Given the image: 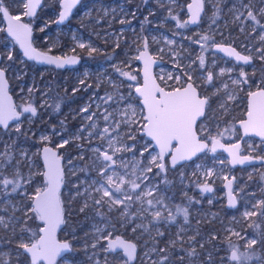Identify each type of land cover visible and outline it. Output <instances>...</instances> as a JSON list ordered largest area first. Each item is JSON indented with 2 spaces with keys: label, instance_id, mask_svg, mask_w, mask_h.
I'll return each instance as SVG.
<instances>
[{
  "label": "snow or ice",
  "instance_id": "6c2138e0",
  "mask_svg": "<svg viewBox=\"0 0 264 264\" xmlns=\"http://www.w3.org/2000/svg\"><path fill=\"white\" fill-rule=\"evenodd\" d=\"M81 2V0H61L59 12V22H64L69 18L74 8ZM159 2V0H158ZM175 2V0H173ZM208 0H192L187 4L189 12L188 20L180 22L177 16L171 15V9L169 15L171 19L177 20V27L185 28L188 24H198L201 18V12L203 11L204 4ZM220 0H216L219 3ZM264 3V0H261ZM41 3V0H29L24 4L26 11L23 16L30 17L37 11V5ZM240 7L247 9V15L243 16V13H239L235 16V21L243 25V20H251L253 22L252 32L259 31V43L260 47H253L251 44L247 45L248 55H242L230 44L225 45L223 40L216 42L211 36H201L199 40H193L188 37L191 43L199 44L202 51H208L210 48L215 49V52L225 53L228 57L234 58L238 64L251 63L255 53L257 58L264 61V24L260 23L257 19V14L250 5L242 3ZM182 10V7H181ZM220 9L217 8V12ZM229 11H239L234 4ZM0 14L8 19L7 35L14 39L16 43L23 49V55L29 60L38 59L43 63L55 64L57 68H63L65 65H75L77 59L75 56L67 59H61L60 57L41 56L36 53V50L27 43V37L31 34V28L28 23L20 22L22 17L20 15L12 16L6 8L0 3ZM90 15V11L85 13ZM134 14V13H133ZM260 16H264V8H261L258 13ZM243 16V20L241 17ZM147 21V17H145ZM16 21V23H13ZM98 22V21H97ZM121 20V23H124ZM215 22V20H213ZM143 27V26H142ZM211 27V26H210ZM43 31V29H41ZM241 32H245V28L241 27ZM110 35V34H108ZM153 40L156 38L153 37ZM249 41L252 39L251 34L246 36ZM168 45L174 43L173 40L165 38ZM202 41V42H201ZM79 48L84 49L85 43H79ZM119 47V44H117ZM139 55L134 57L137 61L143 62V84L141 85L137 81V75L130 74L128 71L122 70L120 66L114 65V71L119 73L120 76L126 77L128 93L125 95L120 91L124 87L125 81L107 80V83L113 86V91H106L103 96H96L93 93V97H90V102L85 104L80 109L81 113H84L81 118L84 121H90L81 126V128L75 134L76 139L86 140L89 143V147L85 148L83 145L78 144L77 148L81 149L79 160L85 161L83 168H79L74 165L71 160L68 164L71 165L69 171L72 175H76L77 171L86 173V178L81 180L77 178V182L73 184L72 200L83 198V205L79 209L80 212H84L86 209L91 208L95 214L105 221L106 227L111 229L115 225L111 224L108 219V215L111 213H119L117 219L120 221L121 228L131 227L133 234L138 229H143L144 232H151L147 225L143 223V220L148 216L151 220L148 222L154 227L156 235L164 237L165 232L161 231L159 224L163 221L166 225H171L176 222L177 216L182 215L184 218V224L189 223V208L194 203L199 204V200H194L192 197H188L187 193H184V197L188 200V207H181L176 205V211L173 213L170 210L171 197H167L164 192L161 191V185L168 186L171 181L167 178V173L170 170L176 169L178 166L184 167L187 162L193 161L198 157V154L211 152L215 154L217 149H223L228 153L230 158L228 163L231 165H245L259 162L264 167V81H262L259 91H249L248 93V105L246 110L247 119H241L239 121L241 128H243L244 136H257L260 138L259 144L249 143L251 152H255L256 155H251V152L247 155L241 154V144L239 142L222 143L221 138L231 139L230 136H225V132L218 131L216 135H212L209 129L203 124L198 123L202 121L206 115V109L210 107L211 97L204 96L198 91L200 84L197 82L200 79H204V73L206 72V84L212 86L214 80L221 79L224 75L229 74L231 79V73L233 68L221 67L218 73H214L213 70L207 68L205 64V58L201 55L199 57L198 69L193 67L195 61H191L187 65L181 63V57L178 53H173L174 64L173 67H179L181 72L187 76V83L183 81L182 75L174 72L164 73L161 69L160 80H174L177 83V87L166 90L161 84L157 83L156 77L153 75V65L157 63L148 55L147 51V39H145L144 50L137 49ZM98 52V49L92 46H88L89 56L92 53ZM163 52V49H161ZM8 59H12V53L9 51ZM111 59V57H109ZM126 63V62H124ZM212 64L215 65L216 61L213 59ZM199 71L200 75L196 73ZM87 75V72L85 73ZM224 88V95L227 96V100L221 99L219 108L224 112H227V101L233 100L234 96L231 91L228 90L226 82L221 81ZM85 81L80 80V84L83 85ZM233 85L248 84L249 80L247 73L243 67L240 68L239 77L231 79ZM5 71L0 69V91L4 90ZM90 87V85L88 86ZM99 88V84L97 85ZM80 89H73V92H77ZM220 89H216L213 95L220 94ZM32 89H29V93ZM8 97L6 93L0 96V143H3V149H0V197L7 198L12 194H18L22 197L21 200L13 203L10 199H4L0 202V212H7V206H11L12 212L5 218L0 216V229H11V237L15 238L17 235V225H19V240L17 243V249H23V252L17 251V257L22 255H30V264H58L57 258L63 259L64 264H73V261L67 259L62 254L72 251V246L68 242H58L56 239V230L61 225L66 223L65 219V207L62 203L61 187L65 185L66 177L64 169L61 167V156L54 151L51 147L45 146L43 148L44 153V171L33 172L34 167L30 158L27 157L26 152H21V160L16 161L15 165H12L14 159L12 155V149L15 144V140L11 143L3 141L4 134H8L11 139V129L9 121L15 122V132L17 136L21 133L20 117L23 113H31L34 117L37 114V109L31 104L23 108V112H19L15 107L8 104ZM95 103L96 109L101 110L99 113L91 111L92 104ZM115 105V107H112ZM59 104L56 105L58 110ZM102 117L104 126L100 128L99 120ZM31 120V117H28ZM63 124V122H61ZM219 127V125H217ZM56 133L55 129L53 130ZM230 131H235L234 128ZM86 133V135H85ZM206 133V135H205ZM139 134V135H138ZM147 137L148 139H144ZM220 137V138H218ZM244 137H240L243 140ZM42 140H48V136H43ZM94 140L99 142L92 144ZM70 143L69 139H61V143L57 145V148H64L65 145ZM158 149V151H157ZM86 153H91L87 156ZM124 153H130V157L123 155ZM139 153V159L137 158ZM147 154V157H145ZM170 156L169 163L166 162L165 157ZM147 160L144 163V160ZM23 160L28 161L29 172L27 177L21 172V162ZM221 164L225 162L220 161ZM11 168V177L6 175L5 170ZM156 169L153 173V169ZM196 170H202L201 164L195 165ZM95 172V176L88 178V174ZM152 174V175H150ZM204 177H213L215 175L213 169L209 168L206 171H201ZM37 175H43L44 182L42 185H37L34 192H29L28 189L32 187V184ZM193 175H197L194 171ZM161 177L159 183H153L155 177ZM264 179V176L261 177ZM181 183L185 179L183 171L180 172ZM225 187L228 189V206L235 208L237 204V196L234 195L233 182L236 179H228ZM195 183V186L200 189L201 194L212 193L213 188L207 179L203 182L197 177V180L190 181ZM22 191H18L21 190ZM81 189H83L81 191ZM243 192V189L239 190ZM254 195V194H252ZM30 202V203H29ZM212 199L208 200L211 204ZM136 206L135 211H131L133 206ZM107 208V212L101 211V209ZM20 211L22 216H16L15 213ZM167 212L165 216L164 213ZM257 212L259 216L264 218V199H259L252 205L251 209L246 208L243 212L244 218L256 217ZM215 215V214H213ZM33 220H39L43 226L39 227V231L36 232L29 226V222ZM136 220H140V223H136ZM199 223V221H197ZM253 227L259 229V224L253 223ZM97 239L92 244L93 248H97L100 240H107L106 247L103 251L106 254H114L113 258L120 260V253L117 249L122 250L123 256L126 259L123 260V264H132L135 259L136 244L130 243L116 236L115 239H111L113 233L108 231L107 235H100L105 231L104 228L96 227ZM186 229L181 226L179 231L175 234V239H170L165 243L164 247L157 248L154 246L149 253H156L159 259L154 260L153 264H173L172 254L176 248L178 241H182L183 237L181 233H184ZM231 231V229H226ZM27 234V235H26ZM234 235L240 236L239 232H233ZM200 235L197 230L196 235L188 237V244L190 248L181 247L186 255L178 257V264H184L185 258L189 260V264H193L192 258L199 257L200 252L197 251L195 245L199 243L201 250L205 249L203 242L196 241V236ZM38 236V239H37ZM218 237L216 234H211L210 239L216 240ZM264 241V232H257L256 236L247 240V247L257 245L259 242ZM3 238L0 237V243H3ZM9 243L12 242L10 238ZM229 247L233 250L230 257H220V264H225V261H248L255 259L259 264H264V257L256 254L255 249L251 253H238L234 246L229 241ZM219 251V249H216ZM98 253H93L97 255ZM0 255H3L0 253ZM207 260L203 264H214V258L211 252L207 254ZM0 264H8L7 261L0 262ZM96 264H100L96 261ZM105 264H109L107 255L105 256Z\"/></svg>",
  "mask_w": 264,
  "mask_h": 264
},
{
  "label": "flooded vegetation",
  "instance_id": "af4514ba",
  "mask_svg": "<svg viewBox=\"0 0 264 264\" xmlns=\"http://www.w3.org/2000/svg\"><path fill=\"white\" fill-rule=\"evenodd\" d=\"M116 1L118 0H81V2L74 8L73 12L70 14L66 23L62 25H58L57 23L59 20V12L62 10L60 7L61 0H43L39 11L34 17L32 18L26 16L22 17L21 20L24 23H28L29 27L31 28L32 43H33L34 40L33 29L35 25V20H37L38 14L41 11L46 10L44 14L45 15L44 18L47 21L46 23L44 22L45 24L44 23L41 24L44 25V31H43L44 42L40 41L39 43H36L38 47L36 48L39 51L47 55H50L51 57H60L61 59H67L75 56L77 59V63L72 67L61 68V69L52 66H47V67L36 66L32 63L33 66L31 67V69H29V83H24L21 81V77L23 76L22 73H21V77L19 78V83L20 82L23 83V87H24L22 91H24V89H26L28 85H30L31 75L35 76L34 69H36V67L42 68L41 72H44V74L46 75V83L45 85L44 83H42L43 86L37 89L33 88L34 85L36 84L35 83L36 81L33 84H31L30 88L34 89V92L30 95L29 102H23V103H21L20 101V96L23 94L16 93L18 89L17 83H15L7 74V78L9 82V93L13 98V102L15 104L17 111L23 112V108L28 106V104H31L33 107L37 109L36 116H38L39 106L32 103L31 98H35L36 96L42 98L41 95L39 94L37 95L36 93L39 91V89L41 93L44 91L45 98L47 99L46 102H47L48 113L52 115H60L64 119L66 118L65 117L66 115L70 116L69 120L66 119V122H63V124L61 123L62 121L60 123L56 121L55 123H50L49 129L53 134H54L53 130L55 129L56 133L61 132L63 133L62 136L64 138H68L70 131H73V129H75V127H77L78 125L77 123L78 118L76 117L77 115H75V113H77V108L82 106L87 99L93 97V93H95L96 95L103 94L105 92V88H101V85L104 86L109 85V83H107V80L109 79L114 81L124 80L125 82H128L126 80V77H122L119 75V73L114 71L113 66L114 65L120 66L122 70L128 71L130 73L133 64L139 65V63L137 62V60L134 59V57L136 55H139V52L137 51L138 48L140 51L144 49L145 39H147V50L149 54L154 60L160 62L161 64L159 68L165 66V62L162 59V53H160L159 51L160 42L158 41V33L160 32L163 33L168 31V29L163 24V20H165V16L166 17L170 16L169 15L170 9L174 10L175 6L173 2L171 0H159V2L158 0H134L133 2L132 0L131 1L122 0L126 3V6L124 7L127 8L126 10H128L125 12L124 10L123 11L118 10L120 4L118 5L116 3H112ZM179 1L182 3L181 6L182 10L181 7H179L177 14L180 13L182 16H184V19L186 21L188 20L187 4L190 3L191 0H179ZM8 2L10 1L8 0ZM46 2L47 4H45ZM50 2L54 3V7H50L48 9L49 7L48 3ZM0 3H2L4 7V1L0 0ZM14 3L15 2H13L12 4V8ZM219 3H216V0H208V2H206L203 6V11L198 25L194 28H190L187 25L190 30H195L198 33L196 37H201L206 35V31H205L206 28L204 23H205V19L209 18L208 22L211 23V27L214 28L215 31H220L221 34L220 37H222L223 42L226 46L230 44L242 55L249 54L246 47L249 44H251L253 47H260L261 45L258 39L259 31L253 33L252 32L253 22L251 20H243V16L247 15V9L240 7L241 0H220ZM242 3L245 5H250L254 11V14H257V19L260 20V23L264 24V16H260L258 14L259 10L261 8H264V3H262L261 0H242ZM234 4L239 9L238 12L229 11V9L233 8ZM135 6L138 9L137 10L138 14H136L134 11ZM89 7H91L92 9L91 14L89 16L82 15V12H84ZM149 7L152 8L151 12H149ZM16 8L17 6L13 9ZM217 8L220 9L219 12H217ZM8 12L12 14L9 10ZM239 13H243V16L241 17V19L243 20V25H241L239 22L234 21L235 16L238 15ZM12 15L16 16L15 13ZM145 17H147V21L145 20ZM121 20H124L125 22L121 23ZM169 20L170 21L172 20L171 16ZM213 20H215V22H213ZM0 21H1L0 22V56H1L0 66L2 68V64L4 63V59L6 58V57L5 58L2 57V53L6 55L7 54L6 52H8V47H10L9 50H11L12 47V54H13L14 51L13 47L14 46L16 47V45L5 34V26L1 14H0ZM219 26L220 28L217 29ZM242 26L245 28V32H241ZM248 34H251L252 37L250 41L246 39V36ZM3 36H6L8 39L3 40ZM153 37H155L156 39L153 40L152 39ZM212 37L215 41L218 42L219 40L218 35H214ZM81 42L85 43L86 45L84 49H81L78 46L79 43ZM179 42H181L180 46H183L189 44L190 41L179 40ZM6 43H9L10 46H5ZM117 44H119V47H117ZM88 46L97 48L98 52L92 53V55L89 56ZM210 50L213 53L217 54L215 52V49L210 48ZM169 55L171 62H174L173 54L169 53ZM252 56L253 59L249 64L245 65L242 63L238 64L235 62L239 68L243 67L244 71L247 73L249 83L237 84V86H235L231 82H229L230 90H234L232 92L236 91L240 98V102L238 106L239 114L241 116L240 120L244 119L246 115L249 91H253V92L259 91L260 90L259 86L261 85L262 81H264V61L258 60L255 53H252ZM109 57H111V59H109ZM226 60L231 61L227 58ZM21 61L27 62L22 59ZM15 67L16 66H14V68ZM16 68L20 70V68L22 67L20 68L16 67ZM86 72L89 75H85ZM139 75H140V68H139ZM59 76L61 77L59 79H56ZM227 76H228L227 81H230L231 79L229 78V74H227ZM155 77L159 83L161 81L160 74H157ZM35 79L36 77H34V80ZM81 79L85 81L83 85L84 87L82 86V88L84 89L83 91H81V84H79ZM166 82L168 85L177 84L174 80H168ZM197 82L199 83V81ZM98 84H99V88L97 87ZM89 85L90 87H88ZM77 88L80 90L74 93L73 89H77ZM198 91L200 93L202 92L201 87H199ZM205 95L207 96L206 93ZM57 104L60 105L58 110L56 109ZM27 116L31 117L32 120L36 118V116L32 117L31 113H23L21 115L20 121L23 122L27 118ZM236 123H235L236 136H234V140L232 139V136L229 134L227 136H230L231 139L221 138V141L223 143L225 144L233 143V142H237L240 139V132L236 128ZM32 124H34V121ZM13 125H15V123L10 125L11 130ZM100 125H102L101 121H99V126ZM25 130L26 129L24 128V132ZM14 132L11 135L15 136V138H18V140H20V137L17 136L16 132L14 134ZM4 138H7L9 140L8 143H11L8 134L3 135L2 137L3 141ZM247 139H251V141L256 144H259L260 142L254 138L244 139L241 144V149H242L241 154L243 155H247V153L244 152V149L247 145L246 144ZM55 142L56 140L53 139L50 145L48 144L45 146H49L55 149L57 153L61 156L62 168L64 169L65 177H66L65 185H62L61 188V192H62L61 197L63 198L64 200L63 202L65 203L63 205L66 210L65 211L66 223L62 225L61 231L58 234V240L61 242H68L72 246V251L66 252L63 256H65L67 259L72 260L73 264H96V261H99L101 264V261L98 260L100 258H104L103 264H105V256L107 255L109 264H116V263L123 264L124 257L121 252H119L121 259L118 261L113 258L114 254H106L103 251V248L106 247L107 245V240H100V243L97 248L92 247V244L97 239V234L95 228H93V226L91 225L97 223L98 220L101 221H105V220L99 216L96 217L94 215L95 214L94 211L91 208L86 209L84 212H78L79 208H81V200H83V198L77 199L75 201H68L69 196L65 192L67 190L71 191L73 189L72 183L74 181H77V178L81 180L85 179L86 173L81 172L73 176L72 179H69L66 172V166H68V161L71 160L70 158L75 153V150L71 148V143H69L68 145H65L63 151L60 152L59 148H56L53 145L55 144ZM3 146H4L3 143H0V149H3ZM14 147H16V145H14L13 148ZM208 153L210 154V152H206L204 154H208ZM251 155L255 156L256 154L253 153ZM13 157L15 158V152L13 153ZM39 159H40V152H39ZM81 165L84 167L85 164L81 163ZM260 166L261 165L257 167ZM246 168H250V167H246ZM243 169L244 168H235L233 170H235V172H239V171H243ZM174 170H170L169 172H173ZM94 176L95 174L92 172L88 174L89 179H91V177ZM236 180L238 179L236 178L235 181ZM235 181L233 182L234 185L233 190L234 187L237 186ZM222 189H223V185H222ZM235 195L237 196V201H238L237 209L238 208L240 209L242 205L240 194L237 193ZM223 196H224V190H223ZM198 206H200V204H198ZM68 208L70 211H72L71 213L74 214L75 217H69ZM205 209L211 210V206L210 207L206 206ZM74 210H77V212L74 213L73 212ZM110 216H112V218H110ZM114 216L115 214L111 213L108 215V219L111 221V224L115 225V227L111 229L109 228L105 229V231L100 235L106 236L108 231L111 230L113 233L111 239H115L116 236H121L122 239L130 243L136 244L137 247H136L135 259L132 262V264H150L151 257L152 259L154 258L153 260L159 259V257L154 252H151L147 256L145 255V253H149L154 246V241L152 237L155 238L156 241L155 246L157 248L164 247L165 243L169 240L168 237L166 236L167 234L166 230L172 228L166 229L163 227V223H160L159 227L161 231L165 232L164 237L161 238L158 235H156L154 231V227L153 226L150 227V224L148 223L150 221V217L148 216L146 219L143 220V223L148 226L151 235H149L148 232H144L143 229L137 230V232L133 234L131 227L121 228L120 221L115 220ZM210 222L211 220L208 221V224L206 225L207 236L208 234H210L211 236ZM136 223H138V220H136ZM188 225L194 228V230H196L197 227L198 231H201L202 221L200 219V215H199V223L194 224V222L191 223L189 222ZM63 232L65 234H63ZM5 233L6 230L0 229V237H2L4 241L3 243H0V253L3 254L0 255V262L5 261V259L7 258V260H9L8 264H30V259L28 258V256L25 255L24 258L26 259L23 260V262L21 261L22 256L17 257V251H20V249L19 250L17 249V244H14V242L11 243L8 242L10 238L6 239L4 237ZM200 240L202 239L199 236V238L196 239V241L199 242ZM6 243H7V249H5ZM11 244H13V247ZM84 246L86 247L85 249L83 248ZM8 247L10 249H8ZM208 247L210 248V246ZM178 249L179 247H176L174 249L176 253L178 252ZM6 252H8L7 255L8 257L5 258L4 255ZM93 253H98V254L93 255ZM58 264H64L63 259L59 258Z\"/></svg>",
  "mask_w": 264,
  "mask_h": 264
},
{
  "label": "rangeland",
  "instance_id": "374dc122",
  "mask_svg": "<svg viewBox=\"0 0 264 264\" xmlns=\"http://www.w3.org/2000/svg\"><path fill=\"white\" fill-rule=\"evenodd\" d=\"M132 1H134V0H132ZM171 1L173 2V0H171ZM20 3L24 4V0H20ZM112 3H116L118 5L120 4V7H118V10H121V11L124 10L125 12L128 11V10H126L127 8L124 7V4H125L124 1L118 0V1L112 2ZM221 3H219V4H221ZM173 4H174L175 8H174V10L171 9L172 10L171 14L177 16V19L180 22H184L185 21L184 16H182L180 13L177 14L179 7L182 6V3L179 0H177V1L175 0V2H173ZM16 6H17V4L14 3L13 8H15ZM137 10L138 9L135 6L134 11L136 14H138ZM89 11L91 14V11H92L91 7H89L84 12H82V15L89 16V15L85 14L86 12H89ZM151 11H152V8L149 7V12H151ZM24 12L25 11L22 8V11H17L15 13V15H20L21 17H23ZM169 19H170V16L169 17L165 16V20H163V24L168 29L169 32L166 31L163 33L162 32L158 33V41L160 42L159 51H160V53H162V59L165 62V66H163L162 68H158V70L156 71L157 74L161 73V69L164 70V73L172 72V70L174 68L173 67L174 62L171 63L169 53L171 51L174 52V50L176 53L179 52V50H180L179 48L182 47V46H180L181 42H179V40L190 41L188 39V37H191L193 40H199L200 39V37H196L198 35V33L195 30H190L188 28V26H186L185 28H179V27H177V20L172 19L170 21ZM46 21L47 20H45V23H46ZM208 21H209V18H206L205 23H204L205 28H206L205 29L206 35L211 36V37L214 35H218L219 36L218 42L223 40L222 37H220V35H221L220 31H215L214 28L210 27L211 23ZM234 21H235V19H234ZM219 28H220V26L217 29H219ZM41 29H43V31H44V25L38 26L39 32H41ZM165 38L173 40L174 43L172 45H168L166 43ZM42 42H44V38H43ZM175 44H178V45H175ZM5 46H10V44L6 43ZM8 48H10V47H8ZM187 48L188 49H187L186 58L188 59L189 63L191 61H195V64L193 65V67L198 69L199 57L202 55L205 58V64H206L207 68L213 70L214 73H218L219 69L221 67H224V68H233L234 67L233 73L230 74L231 79H236L239 77L240 68L238 67V65L235 62L227 61L225 57H222L218 54L213 53L210 49L208 51H202L199 44H197V43L189 42V44H187ZM161 49H163V52H161ZM9 51H11V53H12V47H11V50L8 49V52H6L7 54H6V58L4 59V63L2 64V68L4 69L5 72H9L8 75L10 76V78L15 83H17L18 89H17L16 93H18V94L22 93L23 94L20 96L21 103L29 102L30 95L34 92V89L42 87L43 84H41V83L39 85L35 84L33 87L34 89H32V92L29 93L30 85L35 82V80H34L35 76L31 75L30 85H28V87L26 89H24V91H22V89L24 88L23 83H21V82L19 83V78L21 77L22 72H20V70L18 68H16V67L14 68V66L10 63V61L8 59ZM213 59H215V61H216L215 65L212 64ZM257 59L260 60L259 58H257ZM139 68H140L139 65L133 64L131 71H130V74L137 75V81L141 84V79H140V75H139ZM251 69H254V68H251ZM251 69H249V70H251ZM179 74L182 75L183 81L186 85L187 76L184 75L181 72V70L179 71ZM87 75H89V74H87ZM196 75L197 76L200 75L199 71H197ZM206 75H207V73L205 72L204 73V79H200L198 81H199L200 87L202 89L201 93L204 96H206L205 95V93H206L208 97H211L210 107L208 108V110H206L208 112L207 117L204 118L199 123H203L209 129V131L211 132L212 135H216L218 131H221V132H225V136L230 134L232 136V139L234 140V136H236L235 135L236 130L233 132V131H230V129H232V128L235 129V123L238 122L240 120V117H241L239 114V109H238L240 98H239L236 91L232 92L234 90H230L229 82H231V80L227 81V79H228L227 74L224 75L221 79L214 80L212 86H208L206 84ZM84 78H86V77H84ZM117 81H121V80H117ZM165 81H168L166 79V77H165ZM221 81L227 83L228 90L231 91L232 95L234 96L233 100L227 101V104H228L227 112H224L223 110H221L219 108V103H220L221 99L227 100V96L224 95V88H223V84ZM160 82H162V81H160ZM127 83H135V82H125L124 87H122L120 89V91L122 93H124L125 95H127V93H128ZM79 84H80V82H79ZM83 85H81V91L84 90L82 88ZM235 86H237V85H235ZM101 88H105V92L106 91H108V92L113 91V86L110 84L105 85V86L101 85ZM216 89L221 90L220 94L213 95V93L216 92ZM105 92L104 93L102 92L103 94H98L96 96L97 97L103 96L105 94ZM39 95L42 96L44 102L47 100L45 98V92L44 91L42 93L40 92ZM89 102H90V99H87L82 106L77 108V113H75V115H77L76 117L78 118V120H77L78 125H77V127H75V129H73V131H70L68 138H64L63 136H61V134L60 135L53 134L51 132V130L49 128H46V127H43L41 130H39L37 132V134H34L33 129L31 127L34 120H32V119L29 120L28 119L29 116H27V118L23 122L20 123V127H24L26 129L25 133L28 132L29 138H33V140L28 141V142H24L23 140H18V138H15V136L11 135L10 141L15 140L14 145H16V147H14L12 149V155L15 152V158L13 159L14 164L12 162V165L14 166L16 161L21 160V155H20L21 152H26L27 157L30 158L31 162L34 165L32 171L33 172L39 171L40 173H43V168H42V165H41L40 159H39V152H40L41 148L45 145H48V144L50 145L52 143L53 139L56 140L55 144H53V145L57 148V145L59 143H61V139L63 138V139H69L70 143H71V148L73 150H75V153L70 158L72 163L74 165H77L79 168H83L81 163L85 164V161H81L78 159L81 149L77 148V145L81 144L85 148L89 147L90 145H89L88 141H86V140L76 139L75 134L77 133V131L81 128V126L83 124L91 123L90 121H84L81 117L85 114L80 112V109L83 106H85V104H87ZM40 104H42V102ZM112 107H115V105H112ZM91 111H96L97 113H99V111H101V110L96 109V105H95V103H93ZM225 118H226V120H225ZM99 121H101V123H102V125H100V128H102L104 126V122H103L102 117L100 118ZM217 125H219V127H217ZM14 129H15V125H13V127H12L11 134H13V132L15 131ZM14 134H15V132H14ZM85 135H86V133H85ZM205 135H206V133H205ZM43 136H48L49 139L48 140H42L41 138ZM4 141L9 142V140L7 138H4ZM98 142H99L98 140H94L92 142V144H96ZM249 143L256 144V143H253L251 141V139H247V141H246L247 145L244 149V152H246L247 154H249L251 152V149L249 148ZM253 153H255V152H251V154H253ZM261 154L264 155V153H261ZM90 155H91V153H86V159H87V156H90ZM123 155H125L126 157H130V153H124ZM145 157H147V154H145ZM137 158L139 159V153H137ZM221 160H223L225 163L221 164L220 163ZM146 162H147V160L145 159L144 163H146ZM196 164H201L202 170H199V171L196 170V168H195ZM70 167H71V165H69V164H68V166H66V172H67L68 178L72 179L74 175H72L71 172L69 171ZM209 168L213 169L215 175L213 177H204L201 174V171H206ZM11 170H12L11 168H7L5 170L6 175H8L9 178H12L10 175ZM20 170L25 175V177H27V174L29 172L27 160H23L21 162ZM155 171H156V169L154 168L153 173H155ZM181 171H183L185 174V179H184L183 183H181V179H180V172ZM194 171L197 172V175H193ZM79 173H81V171H77L76 175ZM92 173L95 174V172H92ZM263 174H264V167H262V166H260V167L254 166V167H250V168H244L243 171L235 172V170H233L229 167L228 160L224 155H222V154H211V153L209 154L208 153V154H203V155L199 156L193 162L186 164L184 167H178L177 169H175L173 171V174L171 175V177H169V179H168L169 181H171V184L168 186L161 185L160 187H161V191L164 192V194L167 197H171V202H170L169 207L173 213H175V211H176V208H175L176 205H179L181 207H188V200L184 197V193H187L188 197H192V198H194V200L200 201V203H199L200 206L196 210V213H198V215H200L201 221H203L205 219L210 221L211 218L214 217L213 214H216L217 212L215 211L216 209L206 210L205 209L206 206L210 207V206H214V204H216V208H220L221 203H223V204L225 203L224 196H223V189H222L223 181L225 180L224 177L227 176L228 179L234 178V177L237 178L238 180H236V181L234 180L235 183L237 184V186L234 187V192H235V194L239 193L241 200H242V205H241V208L239 211V218H235V217L231 216L228 219L223 220L221 218V215H218L220 218L218 221V224L222 225L223 230L225 232V235L223 237L224 241H226L228 243H229V241L230 242H241V245L243 248H241L240 246H237V247H234L235 250L238 253H247L248 248H249V247H247V240L255 237L252 234L250 235L248 233V231L250 229L256 231L257 228L253 227V223H256L259 225L261 223L263 225L264 224V218H261L259 216V212H257L256 217H249L247 219L244 218L242 214L246 210V208L251 209L252 205L255 204L257 200L264 199V182H261L258 179H256L258 176L262 177ZM150 175H152V174H150ZM197 177L200 178L201 182H203L204 179H207L213 188V192L212 193H204L203 195L200 194V189L195 186V183H190V181L197 180ZM253 178H254V180L256 179L255 181H253V184H255L254 188L249 186L250 185L249 182L252 181ZM160 179H161V177H159V176L155 177V179L153 180V183H159ZM239 179H241V180L239 181ZM43 182H44L43 175H37L35 177L33 184H32V187L29 188L28 191L34 192L36 186L42 185ZM76 182L77 181H74L72 183V188H73V184H75ZM214 185L220 186L221 195H219V193L217 194V190L214 189ZM174 188L179 189V194H180L179 199H174L175 194H168V191L172 190ZM240 189H243V192H240L239 191ZM82 190L83 189H81V191ZM195 190H197V192H199L197 196L192 194V193H194ZM18 191H22V189L18 190ZM74 191L75 190L72 189L71 191L67 190L65 192L69 196L68 201H73L72 200V193H74ZM252 194H254V195H252ZM4 199H10L13 203H16L17 201L21 200L22 197H20L18 194H12L11 196H9L7 198L0 197V202H2ZM61 199H62V203L65 204L63 202L64 200L62 197H61ZM209 199H212V201H213L211 204L208 203ZM221 200H222V202H221ZM82 205H83V200H81V206ZM193 206H194V203L191 205L189 210H191L193 208ZM135 208H136V206L134 205L131 210L134 212ZM7 209H8L7 212H0V216H5V218H7V216L12 212V208L9 205V206H7ZM68 210H69V208H68ZM101 211L107 212V208L105 207L104 209H101ZM68 212H69V214H68L69 217H75V215L71 213L72 211L69 210ZM78 212H80V211L78 210ZM20 214H22L20 211H17L15 213L16 216H20ZM114 214H115V216H114L115 220L118 221L119 219H117V217L119 216V213L114 212ZM94 215L97 217L96 214H94ZM164 215L166 216L167 212H165ZM90 217H91V215H90ZM110 218H112V216H110ZM177 219L179 221H176L175 223H173L171 225H166L163 221L161 222V223H163L164 228H166V229L172 228V229L166 230V232H167L166 236L168 237L169 240L175 239L176 238L175 234L179 231L180 227L183 226L186 229V231L184 233H181L183 240L178 241L176 247H178L179 243H182L184 241L186 242V244L188 246L189 245L187 242L188 237L196 235V230H194V228H192L190 225L184 224V218L182 215H178ZM150 220H151V217H150ZM192 220H194L193 217H192ZM35 221L39 222V220H35ZM106 223H107V221L98 220L97 223H94L91 226H93V228H95V229H96V227L107 229ZM138 223H140V220H138ZM152 226L153 225L150 224V227H152ZM226 229H231V231H226ZM18 230H19V225H17V235L15 238L11 237V229L6 230V233L7 232L10 233V234L7 233L8 234L7 238H12V242H14V244H17L16 242L19 240V231ZM138 230H140V229H138ZM37 231H39V229ZM168 232H170V233H168ZM233 232H239L240 236L234 235ZM63 234H65V233L63 232ZM209 238H210V234H208V238H206L205 240H200L199 242H203V243L210 242ZM188 247L190 248V245ZM195 247H196V245H195ZM197 247L200 248L199 243H197ZM83 248L85 249L86 247L84 246ZM8 249H10V248L8 247ZM19 252H22V249H20ZM7 255H8V252L5 253V255H4L5 258L8 257ZM180 256H181V253L179 251L176 253V251L173 250V254H172L173 264H178V262L175 261V258L178 259V257H180ZM220 257H224V255L220 254L217 256L218 261H216V264H220ZM207 258L208 257L205 256L203 261L200 263L198 260V257H194V258H192L193 264H203V262L206 261ZM213 258L215 261L216 257L213 256ZM153 259L151 257L150 264H153V261H154ZM98 260H100L101 264H103L104 258H100ZM5 261H7L9 263V260H7V258L5 259ZM226 262L227 261H225V264H226ZM242 262L247 263V261H243L242 258H241V261H239V262L235 261V263H242Z\"/></svg>",
  "mask_w": 264,
  "mask_h": 264
},
{
  "label": "trees",
  "instance_id": "16d2710c",
  "mask_svg": "<svg viewBox=\"0 0 264 264\" xmlns=\"http://www.w3.org/2000/svg\"><path fill=\"white\" fill-rule=\"evenodd\" d=\"M3 1H4V7H6L12 14L16 13L17 11H22L21 6L23 5V3L21 4L20 0H9L10 2H8V0H3ZM13 2H15L17 4V8L16 9L12 8ZM138 3H140V2H138ZM45 4H47V2ZM48 5H49L48 9L50 7H54V3L50 2V3H48ZM45 12H46V10L41 11L38 14L37 20H35V25H34V29H33L34 30L33 31V39H34L33 40V44H34L35 47H37L36 43H39L44 38V34H43L44 32L43 31L39 32L37 28H38L39 25H41L42 23L45 22V18H44ZM13 48H14V51H13L12 59L10 60V63L12 65L16 66V67H19V68L22 67V68H20V72L23 73V76L21 77V81L24 82V83H29V69H31L33 64L29 63V62L21 61L20 55H19V53L17 51V48L15 46ZM2 57L5 58L6 55H4L2 53ZM34 70H35V77H36V79H35L36 82L35 83L36 84L44 83V85H45V83H46V75L44 74V72H41L42 68L36 67V69H34ZM6 74H9V72H6ZM60 77L61 76L57 77L56 79H59ZM44 90H45V87H44ZM39 93H40V89H39V91L36 94L38 95ZM31 102L39 106L38 116H36V118L34 119V124L31 125L32 129L34 131V134H37V132L39 130H41L43 127L49 128L50 123H55V121L60 123L61 121L62 122H66V119L69 120V117H70L69 115H66V116L64 115L66 117L64 119L60 115H52V114L48 113L47 112V102L46 101L44 102L43 98H41V97H37L36 96L35 98H31ZM41 102H42V105H40ZM207 110H208V108H207ZM207 115H208V112H207ZM207 115H206V117H207ZM21 129H22V131L19 134L20 140H24L25 142L33 140V138H29V136H28L29 133L28 132H26V133L24 132V128L23 127ZM59 133L61 134V136L63 135V133H61V132H59ZM59 151L60 152L63 151V148H59ZM171 173L173 174V172H168L167 173V178L168 179H169V177H171V175H172ZM262 176H264V174ZM256 179H258L261 182H264V179H262L260 176H258ZM240 180L241 179H239V181ZM255 180L253 178L252 181L249 182L250 183V185H249L250 187H253V188L255 187V184H253V181H255ZM214 189L217 190V194L219 193V195H221L220 186L214 185ZM168 194H175L174 195V199H179L180 198V194H179V189L178 188H174L172 190H169ZM192 194H194L195 196L198 195L196 190ZM221 202H222V200H221ZM75 206H77V205H75ZM198 207H199L198 204L194 203L193 208L191 210H189V222L190 223L194 222V224H196V222L199 221V215H198V213H196V210L198 209ZM213 209H216L215 211L217 213L214 215L213 218H211V222H210L211 234H213V233L216 234L218 238L216 240H211L210 239V242H205L204 243V245H205V249L204 250H201L200 248H198L197 247V243H196V249H197L198 252H200V255L198 257V260H199L200 263L203 261L204 257L209 252H211L212 255L216 257V260L214 261V264H216V261H218V258H217L218 255L223 254L224 257H228V256L230 257V253L232 252V248L229 247V243L224 241V239H223V237L225 235V232L223 230L222 225L218 224V221L220 219L218 215H221V218L223 220H226V219H228L231 216H233L235 218H239L240 209L238 208L237 210H235L233 212L228 211L225 208V205L223 203H221L220 208H216V204H214V206H211V210H213ZM73 212L76 213L77 210H74ZM65 215H66V213H65ZM20 216H22V214H20ZM192 217L194 218L193 221H192ZM177 221H179V220L177 219ZM207 224H208L207 219L202 221V230L199 231L200 232L199 236H200V238L202 240H205L206 238H208V236L206 235V225ZM29 226L31 228L35 229L36 232H38L37 230L39 229V227H41V223L38 222V221L36 222L35 220H33V221L29 222ZM196 226H198V225H196ZM197 230L198 229L196 227V232H197ZM258 231L259 232H264V224L263 225L260 224L259 225V229H257L256 231L250 229L248 231V233L250 235L252 234V235L256 236ZM199 236H196V239H198ZM4 237L7 239L8 234L5 233ZM231 243H232V246H234V247L240 246L241 248H243L242 245H241V242H231ZM11 245L13 247V244H11ZM188 246H187L185 241L178 244V247H179L178 251L181 253V256H185L186 255L183 251L180 250L181 247L189 248ZM208 246H210V248ZM5 249H7V243H6ZM216 249H219V251H216ZM253 249H255L257 255H259L261 257H264V241H261L257 245L252 246V248H248L247 253H251L253 251ZM24 257H25V255H22V259H21L22 262H23V260L26 259ZM175 261L178 262V259L175 258ZM226 261H227L226 264H259V262L255 259V257H253V259H251V260H248L247 263H245V262L235 263V262L228 261V260H226ZM116 264H119V263H116ZM184 264H189V260H188L187 257L185 258Z\"/></svg>",
  "mask_w": 264,
  "mask_h": 264
},
{
  "label": "water",
  "instance_id": "95a60500",
  "mask_svg": "<svg viewBox=\"0 0 264 264\" xmlns=\"http://www.w3.org/2000/svg\"><path fill=\"white\" fill-rule=\"evenodd\" d=\"M42 1L43 0H41V3L39 4V5H37V11L35 12V14L33 15V16H30V18H32V17H34L36 14H37V12L39 11V9H40V7H41V5H42ZM29 2V0H24V3H28ZM192 2V0L190 1V3ZM25 11H26V9H25ZM187 11H188V9H187ZM201 14H202V12H201ZM10 15H12V14H10ZM189 12H188V18H189ZM13 16V15H12ZM1 17H2V20H3V23H4V26H5V34H6V36L10 39V40H12L14 43H15V45H16V47H17V50H18V53H19V55H20V57H21V59L22 60H24V61H27V62H30V63H33L34 65H36V66H41V67H47V66H52V67H55V68H57L56 67V65L55 64H47V63H43V62H41L40 60H38V59H34V60H29L27 57H25L24 55H23V49L20 47V45L18 44V43H16V41L14 40V39H12L11 37H9L8 35H7V26H8V19L6 18V17H3L2 16V14H1ZM66 21H67V19L64 21V22H59V20H58V25H62V24H65L66 23ZM200 21V20H199ZM20 22H23L22 20L20 21ZM13 23H16V21H13ZM24 23V22H23ZM198 24H195V25H193V24H188V26L190 27V28H194V27H196ZM27 43H29V44H31V46L36 50V53H39L41 56H50V55H47V54H45V53H43V52H41V51H39L36 47H34V45H33V43H32V33L27 37V41H26ZM144 50V49H143ZM142 50V51H143ZM148 51V50H147ZM218 55H221L222 57H225V58H227V59H229V60H231V61H233V62H236L235 60H234V58H230V57H228L225 53H222V52H216ZM148 55H150L149 54V52H148ZM151 56V55H150ZM51 57V56H50ZM153 59V58H152ZM0 62H1V56H0ZM138 63H139V65H140V79H141V85L143 84V82H144V80H143V62L142 61H137ZM237 63V62H236ZM160 62H157L156 64H154L153 65V68H152V70H153V75L155 76V69L156 68H158V67H160ZM73 65H65L63 68H68V67H72ZM0 69H2L1 68V66H0ZM59 69H61V68H59ZM5 81H6V84H5V87H4V90L3 91H0V96H3L5 93H6V95H7V97L9 98L8 99V101H7V103L8 104H10V105H12L13 107H15V104H14V102H13V98H12V96H11V94L9 93V82H8V78H7V74L5 73ZM157 83H158V81H157ZM247 105H248V100H247ZM16 108V107H15ZM244 119H247V116L245 115V118ZM20 120H21V117H20ZM200 121H198V123H199ZM15 122L14 121H9V126L11 125V124H14ZM0 127H2V126H0ZM236 128L239 130V132H240V137H244L243 138V140L244 139H246V138H254V139H256V140H258V141H260V138L259 137H257V136H244V131H243V128H241V126H240V123L238 122V123H236ZM145 139H148L147 137H145ZM243 140H238L237 142H239L240 144H242V141ZM222 142V141H221ZM223 143V142H222ZM47 147H49V146H47ZM44 148V147H43ZM43 148L40 150V162H41V165H42V168H43V171L45 170L44 169V153H43ZM53 149V148H52ZM54 151H56L55 149H53ZM157 151H158V149H157ZM57 152V151H56ZM211 153V152H210ZM204 153H202V154H198V157L199 156H201V155H203ZM215 154H222V155H224L226 158H227V160L229 161V157H228V153L227 152H225L223 149H220V148H218L217 149V152L215 153ZM197 158V157H196ZM196 158H194V160L196 159ZM165 160H167V162L169 163V167H170V156H166L165 157ZM193 160V161H194ZM193 161H190V162H187V164H189V163H191V162H193ZM60 164H61V167H62V161H60ZM229 164V166H230V168H232V169H235V168H246V167H252V166H259V165H261L259 162H254L253 164H245V165H235V166H233V165H231L230 163H228ZM178 167H180V166H178ZM44 178V177H43ZM230 179V178H229ZM227 184V180H224V182H223V190H224V198H225V207H226V209L227 210H229V211H234V210H236L237 209V207H238V201H237V204H236V207L235 208H232V207H229L228 206V189L225 187V185ZM62 188V187H61ZM235 195V194H234ZM40 222V221H39ZM41 223V227L43 226V224H42V222H40ZM61 228H62V225L59 227V228H57V230H56V239H57V241L58 242H61V241H59L58 240V234H59V232L61 231ZM24 251V250H23ZM117 252H121L122 253V255H123V252H122V250H120V249H117ZM65 254V253H64ZM64 254H62V255H64ZM26 256H28V258L30 259V255H27L26 254ZM230 256H231V253H230ZM124 257V256H123ZM60 257H58L57 258V260L59 259ZM124 259H126V257H124ZM134 261V260H133ZM132 261V262H133ZM232 262H235V261H232Z\"/></svg>",
  "mask_w": 264,
  "mask_h": 264
},
{
  "label": "built area",
  "instance_id": "2783aa9c",
  "mask_svg": "<svg viewBox=\"0 0 264 264\" xmlns=\"http://www.w3.org/2000/svg\"><path fill=\"white\" fill-rule=\"evenodd\" d=\"M131 1V0H130ZM133 2V1H132ZM125 3V2H124ZM25 4V3H24ZM24 4L21 6V9L23 8V10L25 11V8H24ZM124 6H126V3L124 4ZM2 34H3V32H2ZM8 38L6 37V36H3V40H7ZM183 48H184V54H185V57H186V54H187V45H183L182 46ZM9 49V48H8ZM175 52V51H174ZM174 52H170V54H173ZM181 57V63H183V64H185V65H187L188 63H189V61H188V59L186 58V61H185V63L183 62V58H182V56H180ZM174 61V60H173ZM172 63V62H171ZM159 68V67H158ZM158 70V69H157ZM156 70V71H157ZM155 71V76L157 75V72ZM179 71H180V68L179 67H176V68H173V70H172V72H174V73H177V74H179ZM159 84H161V86L162 87H165L166 88V90H169L170 88H174V87H177L178 85L177 84H171V85H168L167 84V82L166 81H164V82H159Z\"/></svg>",
  "mask_w": 264,
  "mask_h": 264
},
{
  "label": "bare ground",
  "instance_id": "6f19581e",
  "mask_svg": "<svg viewBox=\"0 0 264 264\" xmlns=\"http://www.w3.org/2000/svg\"><path fill=\"white\" fill-rule=\"evenodd\" d=\"M180 50H179V52H177L180 56H182V58H183V62L185 63V61H186V57H185V54H184V48L183 47H180L179 48ZM176 53V52H175Z\"/></svg>",
  "mask_w": 264,
  "mask_h": 264
}]
</instances>
